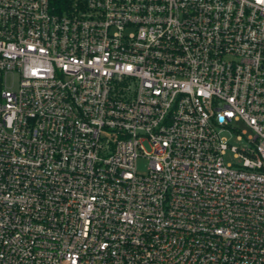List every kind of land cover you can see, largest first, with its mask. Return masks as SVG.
<instances>
[{
    "label": "built area",
    "instance_id": "1",
    "mask_svg": "<svg viewBox=\"0 0 264 264\" xmlns=\"http://www.w3.org/2000/svg\"><path fill=\"white\" fill-rule=\"evenodd\" d=\"M0 71V264H264V0H0Z\"/></svg>",
    "mask_w": 264,
    "mask_h": 264
},
{
    "label": "rangeland",
    "instance_id": "2",
    "mask_svg": "<svg viewBox=\"0 0 264 264\" xmlns=\"http://www.w3.org/2000/svg\"><path fill=\"white\" fill-rule=\"evenodd\" d=\"M20 79L21 77L18 72L9 73L5 76V74L0 71V93L5 86L17 90L20 85ZM234 126L236 127L235 129L227 130L223 134L226 136L230 144L241 145L245 139V136H243L242 133L246 131V135H249L251 133V130L245 123L241 121L235 122ZM239 135H242V138H239ZM226 160L232 163H239V160L234 157L232 153L227 154ZM147 162L148 160L146 158H140L138 160V167L141 172H145L147 170Z\"/></svg>",
    "mask_w": 264,
    "mask_h": 264
}]
</instances>
